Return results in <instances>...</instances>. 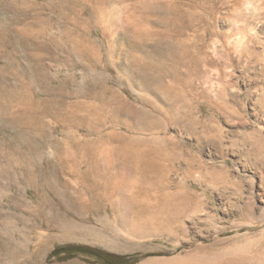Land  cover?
I'll use <instances>...</instances> for the list:
<instances>
[{
    "label": "rangeland",
    "instance_id": "obj_1",
    "mask_svg": "<svg viewBox=\"0 0 264 264\" xmlns=\"http://www.w3.org/2000/svg\"><path fill=\"white\" fill-rule=\"evenodd\" d=\"M0 174L42 264H264V0H0Z\"/></svg>",
    "mask_w": 264,
    "mask_h": 264
},
{
    "label": "bare ground",
    "instance_id": "obj_2",
    "mask_svg": "<svg viewBox=\"0 0 264 264\" xmlns=\"http://www.w3.org/2000/svg\"><path fill=\"white\" fill-rule=\"evenodd\" d=\"M259 137H261V136H259ZM21 154L24 155V153H21ZM26 160H27V158H26ZM9 161H11V160H9ZM23 162L25 164L26 162H28V160L26 162L24 160ZM32 171L33 170L28 165H25V166L23 165L21 172L18 174L20 176L19 178L20 179L22 178L21 179L22 183H25V185L27 187V188L25 187V191L23 190L24 196L28 197L30 192L35 194V196L37 197L36 201H38L37 202L38 207L33 206V204L30 203L29 200L27 201V198H25V197H21V198L19 197L18 198L17 196H15V197H13L14 202H13V198L11 200H12V203H14L13 207L19 213V215L16 218L17 219L16 221H18V223L23 224V226L25 227V224H26L25 222L32 219V222L34 221V227H36V228L40 227L41 228L42 225H46L47 223H45L46 220L44 219V216H46V214L43 212V210L45 208H43L39 204L40 203V201H39V197H40L39 188L41 185L43 187H48V188L50 187L51 188V184H50V182L48 183V181H47L48 179H46L44 177V173L43 174L41 173V175H39V176H41L40 177L41 179L39 180L40 183H39V181H38L39 178L36 180L35 177H37V176L36 175L33 176ZM6 176H8L7 173H6ZM6 176H5V174H3V175L0 174V178L4 179V177H6ZM7 178L12 179L13 177L11 178V176L9 175ZM1 188L5 189L4 184L0 182V190H1ZM6 218H7V216H6ZM67 219H68V216L66 214L65 218L63 219L64 221L62 224V230L63 231L65 230L64 228L66 227ZM7 220H4L3 222L0 223V252L3 253L4 257L6 256L5 259H3V260L1 259L2 261H0V262H3V264H20V263L23 264L21 262L22 260H24L25 262L30 261V262H32V264H42L41 263L42 261H40V258H42V256L47 251V249L49 248L50 245H52L55 242L64 241V240L68 239L67 236H65L63 239V238L56 236V235L47 234L46 236L38 235L35 237H31L33 239L28 240L30 238H27L24 235V233H23L24 230H22L23 228L20 229V228H17V226L12 227V225H10L11 226L10 227V226H8L9 224H7L10 222V220H8V221ZM6 221H7V223H6ZM12 223L14 224V222H12ZM48 227L50 230V226H48ZM53 231H55V229ZM53 231H51V232L53 233ZM6 258H7V260H6ZM25 262H24V264H25Z\"/></svg>",
    "mask_w": 264,
    "mask_h": 264
}]
</instances>
